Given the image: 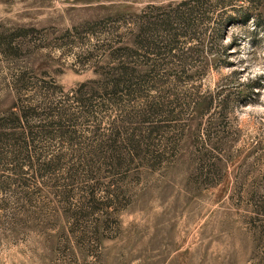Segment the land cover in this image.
Listing matches in <instances>:
<instances>
[{
    "label": "rangeland",
    "instance_id": "obj_1",
    "mask_svg": "<svg viewBox=\"0 0 264 264\" xmlns=\"http://www.w3.org/2000/svg\"><path fill=\"white\" fill-rule=\"evenodd\" d=\"M11 114L0 264H264V0H0Z\"/></svg>",
    "mask_w": 264,
    "mask_h": 264
},
{
    "label": "trees",
    "instance_id": "obj_2",
    "mask_svg": "<svg viewBox=\"0 0 264 264\" xmlns=\"http://www.w3.org/2000/svg\"><path fill=\"white\" fill-rule=\"evenodd\" d=\"M23 113H24V112H23ZM24 114H25V113H24ZM24 114H23V116H24ZM9 119H12L13 121H15V117H13L12 114H11L10 116H8L6 119H5L4 117L0 119V141H3V138H4V137L11 136V134L8 135L7 133H5L4 130H5V129H13L14 126L11 125V127H5V126L2 125V122H3V121H7V120H9ZM12 126H13V127H12ZM1 133H3V134H1ZM15 141H17V140H15ZM9 146H10L11 148L14 147V145H9ZM21 150H22V147L20 148V151H21ZM26 158L29 159V156L27 155Z\"/></svg>",
    "mask_w": 264,
    "mask_h": 264
}]
</instances>
